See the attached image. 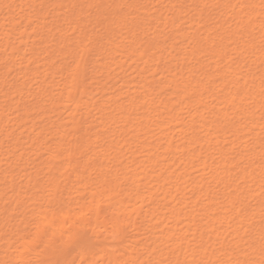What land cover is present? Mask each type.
Wrapping results in <instances>:
<instances>
[{
    "label": "bare ground",
    "instance_id": "1",
    "mask_svg": "<svg viewBox=\"0 0 264 264\" xmlns=\"http://www.w3.org/2000/svg\"><path fill=\"white\" fill-rule=\"evenodd\" d=\"M0 264H264V0H0Z\"/></svg>",
    "mask_w": 264,
    "mask_h": 264
}]
</instances>
